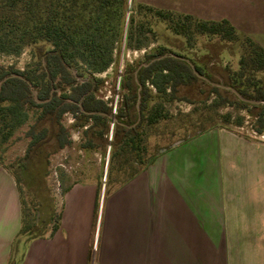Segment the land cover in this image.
I'll list each match as a JSON object with an SVG mask.
<instances>
[{"label":"trees","instance_id":"trees-1","mask_svg":"<svg viewBox=\"0 0 264 264\" xmlns=\"http://www.w3.org/2000/svg\"><path fill=\"white\" fill-rule=\"evenodd\" d=\"M133 2L136 5L133 6ZM136 17L154 18L157 23L161 21L168 31L188 42L195 35L219 36L230 42L238 40L235 27L226 19L200 20L176 9L139 0H0V55L18 56L29 48L35 56H41L34 68L23 71L0 63V149L27 124L31 112L36 115L37 121L28 132L31 138L29 147L38 150L49 138L48 129L40 127L41 121L46 118L58 124L51 134L56 140L57 149L71 144L67 130L60 124L66 113L80 114L84 120L83 126L92 120V126H106L107 129L114 100L111 98L110 102H105L98 99L96 91L104 81L95 76L116 64L123 44L128 49H143L141 38L154 31L145 21L136 22ZM245 42L248 51L240 60L241 70L235 80L243 78L246 70L264 72V47L250 38H246ZM171 54L167 48L159 47L155 52L145 54L136 64L128 65L122 72L119 88L128 92L123 102L128 108L130 101L137 104L140 122L122 125L127 111H117L116 107L118 121L115 127L119 149L111 155L112 163L109 166L115 164V159L122 158L123 162L118 168L125 170L122 177L116 179L117 188L142 173L160 155L157 152L146 161L142 159V154L147 152L150 131L163 124L166 126L168 123L164 122L172 118L164 101L173 100L181 87L199 80L185 61ZM196 70L204 74L200 67L196 66ZM14 74L24 79L14 77ZM30 85L38 91L41 102L34 97ZM234 85L243 97L264 101V87L257 85L256 93L250 94L243 84ZM59 90L64 93L59 94ZM153 91L160 101L151 105ZM211 93L217 99L206 106L209 110L206 119L192 123L194 135L184 142L214 128H228L232 124V115L218 114V109L227 105H235L240 110L252 113L256 120L253 131L257 135H264V104L234 102L222 96L216 86L212 87ZM131 114L128 113L130 119ZM218 119L222 125L217 122ZM243 123L244 117H237L234 125L242 127ZM92 126L86 129V134H89ZM100 133L102 135L104 129L101 128ZM89 142L91 144V140ZM136 163L143 167L137 168ZM23 169H27L25 163ZM11 173L18 184L22 205L23 224L19 236L28 240L52 237L61 226L62 212L58 203L51 197L52 205L46 218L39 217L37 213L42 208V201L37 197L32 207H28L20 188V179L14 172ZM112 181L113 169L109 167L106 186H110ZM68 190H64V195Z\"/></svg>","mask_w":264,"mask_h":264},{"label":"crops","instance_id":"crops-1","mask_svg":"<svg viewBox=\"0 0 264 264\" xmlns=\"http://www.w3.org/2000/svg\"><path fill=\"white\" fill-rule=\"evenodd\" d=\"M164 2L145 0L173 8ZM68 189L59 230L28 240L18 184L0 164V264H264L259 139L214 128L160 152L108 194L99 219L95 184Z\"/></svg>","mask_w":264,"mask_h":264},{"label":"rangeland","instance_id":"rangeland-1","mask_svg":"<svg viewBox=\"0 0 264 264\" xmlns=\"http://www.w3.org/2000/svg\"><path fill=\"white\" fill-rule=\"evenodd\" d=\"M139 1L145 2V0ZM155 1L160 2V0ZM188 3H191V8ZM163 4L173 6L180 12H195L197 15L193 16L200 20L227 19L235 27L238 40L230 42L219 36L195 35L191 42H188L185 38L168 31L161 21L157 23L154 18L136 17V22L145 21L147 26L154 31L146 33V36L141 38L143 49H128L123 44L121 55L117 58L116 64L106 72L95 76L104 81L96 91L98 99L105 102H110L111 98L114 100V109L113 113L109 115L107 129L106 126L104 128L99 125L92 126V120L85 122L86 126H83L84 120L81 119L80 114L66 113L62 116L60 124L67 130L71 144L64 149H57L56 140L51 134L53 129L58 128V124L53 123L51 118H46L41 121L40 127L48 129L49 138L38 150L29 147L31 138L28 136V132L37 121L36 115L31 112L27 124L20 128L14 137L0 149V163L20 179V188L27 206L32 207L33 200L37 197L42 201V208L37 213L39 217L46 218L48 208L52 205L51 197L55 199L58 208L61 209L64 190L75 184H95L98 190L101 187L96 204V216L98 219L101 217L108 194L117 188L116 179L121 178L125 171L118 168L119 164L123 162L122 158L115 159V164L109 166L111 165V155L119 149V137H116L115 127L118 117L115 107H117V111L119 109L127 111V116L121 121L122 125L140 122L137 104L130 101L128 108L123 102V99L128 96V92L119 88L122 72L128 65L139 62L145 54L153 53L159 47H165L172 54L186 58L187 64L192 70L196 66L200 67L204 72L203 76L208 81L199 77L198 81L181 87L173 100L164 101L165 108L170 112L172 118L169 122H164L168 123L166 126L163 124L150 131L147 152L142 154L143 161L194 135L192 123L205 120L209 113L206 106L217 99V96L211 93L213 87L211 83L232 88H235L234 84L240 83L250 94L256 93L257 85L264 87V72L246 70L243 78L235 80L237 73L241 70L240 60L248 51L246 38H250L258 44H264V0H165ZM134 5L136 2H133ZM39 59L41 56H35L29 48L24 49L18 56L0 55L2 65L6 67L13 65L21 71L34 68ZM75 75L77 76L76 73ZM218 88L222 96L229 97L234 102L238 100L231 90L223 87ZM61 93L64 92L59 90V94ZM33 95L38 99L37 90ZM152 95L151 105L160 101L155 91ZM129 112L132 113L131 119L128 115ZM227 113L232 115V124L228 126L229 129L264 142L262 135H254L256 120L252 113L240 110L235 105H227L218 109L219 115ZM237 117H244L242 127L234 125ZM217 122L222 125L220 119ZM90 126L93 128L89 134H86V129ZM101 128L104 129L102 135ZM24 163L27 165L26 170L23 169ZM135 166L143 167L140 163H136ZM109 167L113 169V181L107 187Z\"/></svg>","mask_w":264,"mask_h":264},{"label":"water","instance_id":"water-1","mask_svg":"<svg viewBox=\"0 0 264 264\" xmlns=\"http://www.w3.org/2000/svg\"><path fill=\"white\" fill-rule=\"evenodd\" d=\"M171 56H173V57H176V58H178V59H180V60H183V61H185L186 63L188 62L187 60H186V58H184V57H179V56H176V55H174V54H171ZM144 66H146V64H144ZM193 71H194V73L198 76V77H200V78H202V79H204V80H206V81H208L202 74H200L197 70H196V68H194L193 69ZM73 73H74V75H75V71L73 70ZM14 77H19V78H21V79H24L22 76H20V75H16V74H14L13 75ZM6 80V79H5ZM4 80V81H5ZM3 81V82H4ZM2 84V83H1ZM213 86H216V87H223V88H226V89H228V90H231L237 97H238V100L239 101H242V102H245V103H248V104H251V105H262V104H264V101H258V100H253V99H248V98H245V97H243L240 93H239V91L238 90H236L235 88H232V87H225V86H222V85H220V84H216V83H211ZM30 87H31V89L32 90H34V88H33V86L32 85H30ZM34 94H35V90H34V92H33ZM36 100L38 101V102H41L40 100H38L37 98H36ZM161 152H164V150L163 151H161Z\"/></svg>","mask_w":264,"mask_h":264},{"label":"built area","instance_id":"built-area-1","mask_svg":"<svg viewBox=\"0 0 264 264\" xmlns=\"http://www.w3.org/2000/svg\"><path fill=\"white\" fill-rule=\"evenodd\" d=\"M2 64V63H1ZM115 110H116V107H115ZM254 135H257L255 132H254ZM263 139H264V135L261 136Z\"/></svg>","mask_w":264,"mask_h":264}]
</instances>
